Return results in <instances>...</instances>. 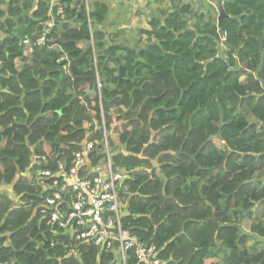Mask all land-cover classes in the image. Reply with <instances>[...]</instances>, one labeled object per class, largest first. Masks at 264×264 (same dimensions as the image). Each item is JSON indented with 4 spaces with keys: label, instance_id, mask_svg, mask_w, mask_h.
<instances>
[{
    "label": "trees",
    "instance_id": "trees-1",
    "mask_svg": "<svg viewBox=\"0 0 264 264\" xmlns=\"http://www.w3.org/2000/svg\"><path fill=\"white\" fill-rule=\"evenodd\" d=\"M55 2L63 16H51L53 0H0V195L12 185L38 198L19 175L47 167V149L51 165L100 138L86 128L102 103L122 149L114 162L134 171L135 235L155 243L167 264H264V249L249 246L264 239V0H224L221 26L211 8L174 0L133 45L107 29V3ZM218 43L224 59H214ZM98 79L101 103L92 93ZM31 217L3 196L0 264H94L93 254L59 261L49 245L37 247L43 237ZM246 219L250 234L241 231Z\"/></svg>",
    "mask_w": 264,
    "mask_h": 264
},
{
    "label": "built area",
    "instance_id": "built-area-1",
    "mask_svg": "<svg viewBox=\"0 0 264 264\" xmlns=\"http://www.w3.org/2000/svg\"><path fill=\"white\" fill-rule=\"evenodd\" d=\"M55 1L52 7L57 6ZM54 12L63 16L65 10L62 6L53 7L52 17ZM45 42L46 37L41 36L39 43ZM58 63L68 71L67 57L60 58ZM96 89L101 103L99 79ZM91 115L93 118L86 129L91 136L94 129L101 131L100 138L82 140L70 157L51 165L47 157L54 154L47 149L44 158L47 167L31 166L19 175L30 178L39 197H25L27 192L18 194L12 185L8 197L14 202V208L32 209L31 220L36 221L43 237L37 247L49 245L59 254V261H81L85 254H93L94 264H103L104 260L107 264H167L155 243L143 241L133 232V222L140 217L131 210L135 192L130 183L134 171L114 162L115 153H121L122 149L112 144L115 135L109 130L102 103L99 118ZM3 196L0 195V202ZM9 244L6 242L4 246Z\"/></svg>",
    "mask_w": 264,
    "mask_h": 264
},
{
    "label": "rangeland",
    "instance_id": "rangeland-1",
    "mask_svg": "<svg viewBox=\"0 0 264 264\" xmlns=\"http://www.w3.org/2000/svg\"><path fill=\"white\" fill-rule=\"evenodd\" d=\"M105 1H107V3L115 2L114 10L118 12V15L121 14L120 9L122 7L120 4H122V3H120V0H105ZM127 1L130 3V5H133V7H134V3H136V0H127ZM181 1L185 4H192L193 5L192 9H195V10H198L199 8L204 7L206 10H210V8H211V10H213V12H217V14L219 12V11H216L217 10L216 8H214V7L218 8V0H206V2H204L203 5L200 2V0H181ZM207 1L210 4H212V6L207 5ZM130 5L128 3H126V5L124 6L125 13L123 14L122 20H125V22H131L132 21L131 15H132L133 11L136 10L135 7H134V9H132L133 7L130 9ZM173 6H174V0H151V6L149 5L147 10L144 9L143 13L141 11L139 12V10H137L135 12L136 13L135 17H139V18H141V20H137L136 24H138L139 26L136 25V27L134 29H132L131 32H129L131 34L130 36H132L131 38L128 39L129 44L133 45V44L137 43V40L133 39V37H134L133 35H136L137 32L141 28H144L145 26L149 27L150 26V18L162 19V17L166 16L169 12H172L174 10ZM149 14H150V17H149ZM142 20H143V22H142ZM141 25H142V27H140ZM145 40H146V38H145ZM142 44H143V42H142ZM4 189L7 190V192H9V187H4ZM242 227L246 232H248V234H250L251 231H253V223L251 224V222L248 220H245ZM253 241H255V245L253 247L264 248V239H261L258 236H254L253 240L251 242H253Z\"/></svg>",
    "mask_w": 264,
    "mask_h": 264
},
{
    "label": "crops",
    "instance_id": "crops-1",
    "mask_svg": "<svg viewBox=\"0 0 264 264\" xmlns=\"http://www.w3.org/2000/svg\"><path fill=\"white\" fill-rule=\"evenodd\" d=\"M93 1H95V0H91V2H93ZM99 1H103V2L107 3V1H105V0H99ZM205 2H206V0H205ZM120 3H122V4H120L121 7H122L120 9V11H121V14L120 15H118V12L114 10L115 2L107 3L110 6V9H111L110 18H109V21H108V24L109 25L107 26V29L109 30V32H111L113 34L118 33L120 31L121 32V35L119 37H117L116 40L120 44L124 43V44L131 45V44H129V41H128V39L132 37V36H130L131 34L129 32H131V30L134 29L136 27V25H138V24H136L137 23V20H141V18L135 17L136 16V13L135 12L137 10H139V12L141 11L143 13L144 12L143 11L144 9L147 10V8L149 7V5L151 6V0H136V3H134V7H135L136 10H134L133 13H132V15H131V18H132V21L131 22H125V20H122L123 14L125 13L124 6L126 5V3H128L130 5V3L127 0H120ZM223 3H224V0H223ZM207 5L212 6V4H210L208 1H207ZM132 7H133V5H130V9ZM134 7L132 9H134ZM214 8H216L217 11L220 10V8H219V2H218V8L217 7H214ZM198 10H201V8H199ZM149 17H150V14H149ZM151 19L152 18H150V20ZM143 20H142V22H143ZM140 27H142V25ZM141 29L150 30L151 28H150V26L149 27L148 26H145L144 28H141ZM133 36H134L133 39L138 41L139 38H137V34L136 35H133ZM145 38L146 37H143V44L146 45V44H148V40H147V38L145 40ZM124 44H122V45H124ZM225 49H226L225 48V45L222 43V53H223L224 56H225V52H226ZM31 53H32V49H31V47H28L27 50H26V55L28 57H30L32 55ZM21 63H22L21 60H18L17 61V65L18 66L21 65ZM4 187H9V192L11 191V186L5 185ZM4 187L2 189V192H4L3 194L4 195L6 194L7 196H9L10 193L7 192V190H5ZM2 192H1V194H2ZM246 220L250 221L251 224L253 223L249 219H246ZM244 222H245V220L243 221L242 226H243ZM241 228H242L241 231H243V232H245V233L248 234V232H246L243 229V227H241ZM252 240H253V238L251 239V241ZM251 241H250L249 245L252 248L255 245V241H253V242H251ZM253 248H254L255 251H260V250L264 249V248H255V247H253Z\"/></svg>",
    "mask_w": 264,
    "mask_h": 264
},
{
    "label": "water",
    "instance_id": "water-1",
    "mask_svg": "<svg viewBox=\"0 0 264 264\" xmlns=\"http://www.w3.org/2000/svg\"><path fill=\"white\" fill-rule=\"evenodd\" d=\"M218 2H219V8H220V10H219V18H218L219 21L218 22H219V25L221 26L223 19L225 17H227L228 15L226 14V12H225V10L223 8V0H218ZM32 42L33 41H31V44L33 45ZM147 46H149V45H147ZM260 49H261L262 54H261V63H260L259 68L261 69L262 66H263V63H264L263 40L260 42ZM217 51H218V55L214 59H224L223 53H222V44L221 43H218V45H217ZM110 60H111V58H108V61H110ZM112 61L116 63V60L115 59H112ZM225 61L229 65V62L227 60H225ZM209 63H211V61L206 62L204 65L207 66ZM92 93L97 94V89L96 88H93L92 89ZM181 153H183L182 148L180 149L178 155L181 154ZM193 159H195V157H193ZM243 233L244 234H247L245 232H243Z\"/></svg>",
    "mask_w": 264,
    "mask_h": 264
}]
</instances>
